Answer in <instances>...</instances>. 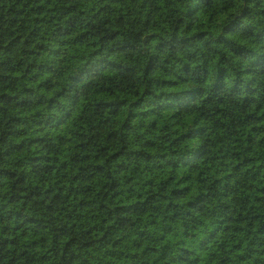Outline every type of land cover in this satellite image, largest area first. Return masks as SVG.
I'll return each mask as SVG.
<instances>
[{
	"label": "trees",
	"instance_id": "obj_1",
	"mask_svg": "<svg viewBox=\"0 0 264 264\" xmlns=\"http://www.w3.org/2000/svg\"><path fill=\"white\" fill-rule=\"evenodd\" d=\"M0 264H264V0H0Z\"/></svg>",
	"mask_w": 264,
	"mask_h": 264
}]
</instances>
